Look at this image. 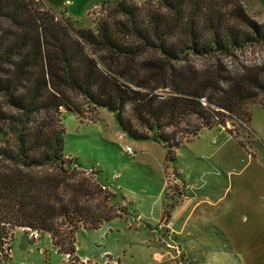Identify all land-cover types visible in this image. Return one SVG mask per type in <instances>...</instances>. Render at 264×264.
I'll return each mask as SVG.
<instances>
[{
	"label": "trees",
	"instance_id": "1",
	"mask_svg": "<svg viewBox=\"0 0 264 264\" xmlns=\"http://www.w3.org/2000/svg\"><path fill=\"white\" fill-rule=\"evenodd\" d=\"M101 7L92 27H77L41 0H0V264L12 259L17 228L50 234L71 256L80 229L115 217L91 204L95 182L66 154L63 112L105 109L130 138L157 142L170 161L181 136L189 142L204 129L225 128L244 146L227 123L250 126L246 107L264 93V74L232 70L226 59L263 42L264 26L238 0Z\"/></svg>",
	"mask_w": 264,
	"mask_h": 264
},
{
	"label": "rangeland",
	"instance_id": "2",
	"mask_svg": "<svg viewBox=\"0 0 264 264\" xmlns=\"http://www.w3.org/2000/svg\"><path fill=\"white\" fill-rule=\"evenodd\" d=\"M41 1L71 15L77 27H92L104 13V0L93 1L101 4L90 12L92 2L84 6L79 0L74 15L65 11L66 0ZM238 1L264 26V0ZM226 62L235 71L249 67L264 74V41ZM246 109L253 135L250 126L227 123L245 147L226 129H204L189 142L188 134L181 136L185 143L175 161L156 142L130 138L105 109L84 117L63 112L66 154L95 182L91 204L115 217L97 229H80L71 256L59 253L50 234L38 239L32 230L17 228L12 259L5 264H264V93ZM129 145L135 153L126 151Z\"/></svg>",
	"mask_w": 264,
	"mask_h": 264
},
{
	"label": "crops",
	"instance_id": "3",
	"mask_svg": "<svg viewBox=\"0 0 264 264\" xmlns=\"http://www.w3.org/2000/svg\"><path fill=\"white\" fill-rule=\"evenodd\" d=\"M67 1V3H68V5H64L65 6V8H66V10L65 11H67V12H69L70 14H72V15H74V12H75V9H74V7H75V4H76V2L77 1H79V0H66ZM86 3L84 4V6H87L88 4H90L91 2V4L89 5V12L94 8V7H99V5L101 4V3H94L93 1H95V0H84ZM135 1H137V2H141V1H144V0H135ZM69 7H72V8H70L69 9ZM54 9V8H53ZM223 129H225V128H223ZM227 131V130H226ZM155 142V141H154ZM157 143V142H156ZM158 144V143H157ZM159 146H161L160 144H158ZM162 147V146H161ZM165 155H166V152H165ZM167 159V158H166ZM169 169V168H168Z\"/></svg>",
	"mask_w": 264,
	"mask_h": 264
},
{
	"label": "built area",
	"instance_id": "4",
	"mask_svg": "<svg viewBox=\"0 0 264 264\" xmlns=\"http://www.w3.org/2000/svg\"><path fill=\"white\" fill-rule=\"evenodd\" d=\"M126 151L128 152V153H135V151H134V149H133V147L132 146H127L126 147ZM34 238H40V235H41V232H39V231H32V234H31Z\"/></svg>",
	"mask_w": 264,
	"mask_h": 264
}]
</instances>
